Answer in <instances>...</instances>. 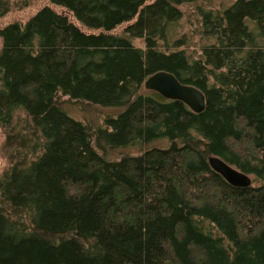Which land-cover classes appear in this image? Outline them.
<instances>
[{
    "label": "trees",
    "instance_id": "16d2710c",
    "mask_svg": "<svg viewBox=\"0 0 264 264\" xmlns=\"http://www.w3.org/2000/svg\"><path fill=\"white\" fill-rule=\"evenodd\" d=\"M35 3L0 27V264H264V0H0V18ZM157 71L205 109L146 90Z\"/></svg>",
    "mask_w": 264,
    "mask_h": 264
},
{
    "label": "water",
    "instance_id": "95a60500",
    "mask_svg": "<svg viewBox=\"0 0 264 264\" xmlns=\"http://www.w3.org/2000/svg\"><path fill=\"white\" fill-rule=\"evenodd\" d=\"M148 91H153L167 100H176L184 103L193 113H201L205 109L204 94L191 85L178 81L171 73L157 71L150 75L143 83ZM210 168L219 174L224 181L235 188H247L252 186V179L248 174L227 164L216 156L208 157Z\"/></svg>",
    "mask_w": 264,
    "mask_h": 264
},
{
    "label": "rangeland",
    "instance_id": "374dc122",
    "mask_svg": "<svg viewBox=\"0 0 264 264\" xmlns=\"http://www.w3.org/2000/svg\"><path fill=\"white\" fill-rule=\"evenodd\" d=\"M227 1L228 0H224V3H227ZM32 6L33 7L29 8V9H25L23 11H12V12L8 13L7 15L3 16L2 18H0V27L4 26L6 24H9V23H13L15 21H26L34 11H36L38 8H40L42 6V4L41 3H35V4H32ZM118 31H120V29ZM136 43L139 44V42H136ZM76 116H77V118H80L81 115L77 114ZM4 139H5V135L0 131V173L2 172L4 167L7 165L5 158L2 154L3 148L1 147ZM249 176L252 179V186H258L260 184L259 181H256L254 176H252V175H249Z\"/></svg>",
    "mask_w": 264,
    "mask_h": 264
}]
</instances>
